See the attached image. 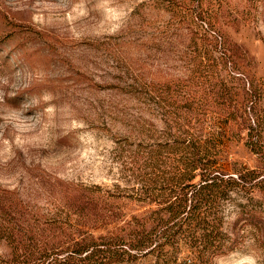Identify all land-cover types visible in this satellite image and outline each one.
<instances>
[{"label": "trees", "instance_id": "obj_1", "mask_svg": "<svg viewBox=\"0 0 264 264\" xmlns=\"http://www.w3.org/2000/svg\"><path fill=\"white\" fill-rule=\"evenodd\" d=\"M204 1L141 0L131 33L104 41L105 50L140 56L111 86L124 134L114 140L118 180L56 182L59 198L44 210L2 192L0 264H215L239 247L237 224L263 223L264 170L235 161L230 145L264 160V83L232 41L222 0ZM160 11L169 18L161 22ZM145 49L176 53L182 75L149 76ZM151 103L162 113L160 132Z\"/></svg>", "mask_w": 264, "mask_h": 264}, {"label": "rangeland", "instance_id": "obj_2", "mask_svg": "<svg viewBox=\"0 0 264 264\" xmlns=\"http://www.w3.org/2000/svg\"><path fill=\"white\" fill-rule=\"evenodd\" d=\"M140 1L0 0V195L17 192L44 210L59 198L56 182H117L114 140L124 134L119 95L111 86L121 84L120 69L136 70L140 56L105 50L103 43L121 31L131 33L127 21ZM222 4L226 19L234 20L227 31L245 53L243 62L264 83V0ZM168 18L160 11L161 22ZM172 41L176 48L178 40ZM142 55L149 76L159 70L167 78L182 75L176 53L145 49ZM150 107L153 132H160L162 113L157 103ZM230 150L238 163L264 170V160L243 143ZM226 210L231 225L232 210ZM262 216L259 228L237 224L239 247L215 264H264V239H256L264 235V210Z\"/></svg>", "mask_w": 264, "mask_h": 264}]
</instances>
